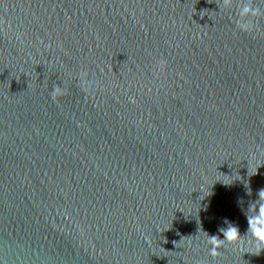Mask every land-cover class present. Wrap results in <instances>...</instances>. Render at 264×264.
I'll return each instance as SVG.
<instances>
[{
  "label": "water",
  "instance_id": "95a60500",
  "mask_svg": "<svg viewBox=\"0 0 264 264\" xmlns=\"http://www.w3.org/2000/svg\"><path fill=\"white\" fill-rule=\"evenodd\" d=\"M240 4L0 0V264H264V16L241 31ZM225 221L244 244L213 257Z\"/></svg>",
  "mask_w": 264,
  "mask_h": 264
},
{
  "label": "clouds",
  "instance_id": "9594fccd",
  "mask_svg": "<svg viewBox=\"0 0 264 264\" xmlns=\"http://www.w3.org/2000/svg\"><path fill=\"white\" fill-rule=\"evenodd\" d=\"M222 2L224 8H228L233 3V0H222ZM237 12L239 18L236 19L235 23L241 31L246 32L253 31L256 27L251 19L252 17L264 16V11L260 8H254L250 2H244V0H241ZM159 63L162 67L165 62L160 61ZM61 94V86L55 85L51 92L53 99H56ZM258 197L254 203L250 204L246 215L249 226L247 235L250 234L248 243L255 242L257 250L260 251L264 249V189L259 190ZM225 223H227V227L220 229V232L223 234V239L219 238V236H209L207 232L201 229L206 237V243L210 245L209 252L213 257L220 255L219 249L226 242L240 245L244 244V236H241L238 227L227 221Z\"/></svg>",
  "mask_w": 264,
  "mask_h": 264
}]
</instances>
